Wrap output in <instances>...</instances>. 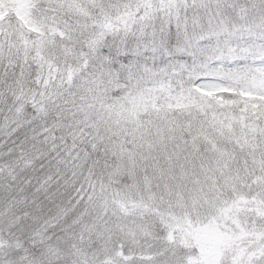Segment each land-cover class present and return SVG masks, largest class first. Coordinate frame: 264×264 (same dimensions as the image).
Returning <instances> with one entry per match:
<instances>
[{
  "label": "snow or ice",
  "instance_id": "1",
  "mask_svg": "<svg viewBox=\"0 0 264 264\" xmlns=\"http://www.w3.org/2000/svg\"><path fill=\"white\" fill-rule=\"evenodd\" d=\"M0 264H264V0H0Z\"/></svg>",
  "mask_w": 264,
  "mask_h": 264
}]
</instances>
